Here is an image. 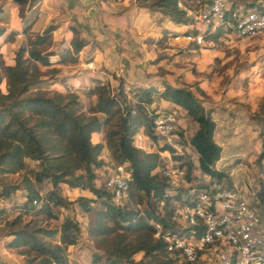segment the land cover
Masks as SVG:
<instances>
[{"label":"trees","instance_id":"trees-1","mask_svg":"<svg viewBox=\"0 0 264 264\" xmlns=\"http://www.w3.org/2000/svg\"><path fill=\"white\" fill-rule=\"evenodd\" d=\"M13 1L22 12L26 6L41 0ZM135 1L138 6L160 12L175 23L190 22L180 2L187 4L191 0ZM231 1L233 6L248 2ZM9 20L6 2L0 0V36L6 32L5 23ZM31 29L27 24L24 33L28 34ZM57 29V24H51L42 32L29 35L15 50L14 64H7L0 45V200L10 199L20 190L24 192V201L14 207L0 205V238L7 239L6 247L23 256L25 264H70L69 249L78 243L82 234L80 223L67 216L60 226L52 227L43 225L40 219L59 218L55 209L67 208L73 202L62 194V184H65L94 194V197L80 195L76 202L90 215L87 230L96 248L106 256L107 264L177 263L181 257L172 255L167 243L155 238L154 222L167 226L177 224L172 198L168 196L172 185L160 170L165 166L162 153L171 152L172 159L186 170V179L191 183L190 190L177 187L175 199L184 197L190 202L193 194L211 188L213 183L193 184L196 170L204 176L229 182V171L217 167L223 147L215 140L214 109L208 108L191 87L166 84L162 91L152 87L127 91L122 84L113 91L101 81L87 92L91 100L87 106L76 91L52 87L61 72L57 65L78 62L86 46L75 25L68 26L57 44L54 39ZM223 33L224 26L210 29L205 40H218ZM160 98L177 104L185 110V117L198 123L190 139L185 127L180 130L183 146L193 147L198 162L188 152L176 154L169 145H160L158 151H147L136 144L141 130L159 142L154 128L158 114L153 104ZM255 116L264 133V106ZM95 132L104 133L105 143L93 141ZM106 147L110 152L109 162L103 158ZM263 157L264 153L260 159ZM31 161L37 166L28 169ZM108 163L110 166L124 163L131 173L128 197L123 203L114 201L105 183L97 184L99 170ZM16 175L19 178L14 179ZM45 183L51 186L46 192L43 191ZM258 197L264 205V189ZM27 216L32 219L25 220ZM203 231L202 227L198 234ZM139 253H143V259L136 261L134 257ZM183 261L200 264V258L196 262Z\"/></svg>","mask_w":264,"mask_h":264},{"label":"crops","instance_id":"crops-1","mask_svg":"<svg viewBox=\"0 0 264 264\" xmlns=\"http://www.w3.org/2000/svg\"><path fill=\"white\" fill-rule=\"evenodd\" d=\"M253 1L248 0V5L252 6ZM6 5L10 20L5 23L7 30L0 36V45L3 46L7 64L15 63V50L28 40L29 35L42 32L51 24L58 25L54 32L57 44L69 25H75L80 30L86 46L80 52L78 62L57 65L61 72L53 88L76 91L85 102L87 92L98 81L109 84L113 91H117L122 84L127 91L139 87L162 91L166 84L189 88L182 81V68H178L176 59L167 58L172 54L168 52V45L184 42L174 39V35L179 33L180 24L160 12L138 6L135 0H41L26 6L22 12L13 0H8ZM27 24L32 26L28 34L24 33ZM8 35L13 38H8ZM153 108L157 112L177 110L185 117V110L163 98L157 99ZM226 110L231 111L229 108ZM220 113L223 112L219 109L213 111L217 123L215 140L223 147V152L226 145H230V150L226 149L228 155L222 156L217 165L233 173V116L229 113L223 120ZM184 117L181 122L188 128L189 118ZM194 124L196 131L199 125L197 122ZM92 139L95 143H105L103 132L93 133ZM227 139L230 141L227 142ZM136 144L147 151L159 145L143 130L136 136ZM109 155L106 147L103 158L107 162L110 160ZM170 155L168 152L162 154L165 166L175 164ZM107 170L110 171L109 163L99 173L103 175ZM236 180L237 176H231L229 183L239 187ZM239 188L248 192L243 185ZM79 190L88 196L85 193L87 190ZM249 198L252 199L251 196ZM6 241V238H0V264H25L23 256L6 247Z\"/></svg>","mask_w":264,"mask_h":264},{"label":"built area","instance_id":"built-area-1","mask_svg":"<svg viewBox=\"0 0 264 264\" xmlns=\"http://www.w3.org/2000/svg\"><path fill=\"white\" fill-rule=\"evenodd\" d=\"M180 6L186 10L190 22L183 32L174 35L178 42L202 46L206 43L207 31L220 26L235 29L243 36H264V0H255L252 6L242 2L233 6L231 0H191L187 4L180 2ZM157 114L154 128L158 143L169 145L176 154L185 150L191 153L193 147L190 144L184 147L181 142L183 114L177 110ZM160 170L172 185L168 196L172 198L171 207L177 224L167 226L154 222L155 238L165 241L172 255L178 254L181 260L188 262L204 257L215 264H264L263 223L254 200L227 180L220 186L212 185L210 189L193 194L190 202L184 197L175 199V189L189 184L186 170L177 161ZM229 175L231 177L233 173ZM130 180L131 173L126 164L110 166L105 185L113 193L115 202L123 203L127 199ZM202 227L204 231L198 234Z\"/></svg>","mask_w":264,"mask_h":264},{"label":"rangeland","instance_id":"rangeland-1","mask_svg":"<svg viewBox=\"0 0 264 264\" xmlns=\"http://www.w3.org/2000/svg\"><path fill=\"white\" fill-rule=\"evenodd\" d=\"M7 1L5 0L6 3ZM185 28L186 24H180L178 31L182 32ZM229 29L231 28L224 27V33L218 40L206 41L199 48L194 44L188 45L186 42L170 44L168 52L172 54L167 58L174 57V60L176 59L178 68H182L183 83L191 87L208 108L221 110L223 113H220V116H223V120L229 113L233 116V178L237 176L236 181L239 183V187L243 185L249 192H244V195L251 196L256 203L262 218V233L264 235V205L258 197L259 192L264 189V157L260 159V155L264 153V133L255 119V115L264 106V36H243L235 29ZM42 68L47 69L46 67ZM2 87L5 89V83ZM90 101L87 97L84 102L88 106ZM228 108L231 111L226 110ZM194 123L190 118L187 121L186 136L188 139L195 131L196 124ZM229 141L230 139H227V142ZM159 147L160 144L152 151H158ZM226 149L230 150V145H226L222 156L228 155ZM191 150L190 154L196 160L197 153L194 149ZM185 152L187 151L185 150ZM170 157L172 158V155ZM36 166V162L31 161L28 169ZM217 167L227 170L220 165ZM235 168L237 169L235 170ZM108 172L109 170L103 175L100 174L97 180L98 185L105 183ZM13 178H19V176L16 175ZM194 178V185L213 183L215 186H220L225 182V179L204 176L198 170L194 172ZM9 179L10 177L4 178L2 181ZM62 185L65 188H62V194L73 202L67 208L55 209L59 215L57 219L41 217L42 224L58 227L65 217L74 218L80 223L82 234L78 243L71 250L69 249L70 264H94L98 258H100L98 264H107L106 256L96 248L95 242L87 230L91 217L84 213L76 202V199L84 192L79 189L72 190L65 184ZM190 186V182L183 185L187 190H190ZM50 187L49 183H45L43 191H48ZM85 193L94 197L90 191ZM22 201H24V192L20 190L10 199H1L0 205H8L12 208ZM31 219V216L25 217L27 221ZM134 258L136 261L143 259V253L137 254ZM143 261L147 262L148 260L144 259ZM175 264L186 263L179 260ZM200 264H215V262L203 257L200 259Z\"/></svg>","mask_w":264,"mask_h":264}]
</instances>
